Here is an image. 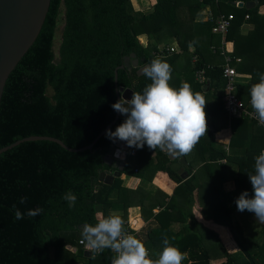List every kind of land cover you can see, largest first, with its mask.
<instances>
[{
  "label": "trees",
  "instance_id": "obj_1",
  "mask_svg": "<svg viewBox=\"0 0 264 264\" xmlns=\"http://www.w3.org/2000/svg\"><path fill=\"white\" fill-rule=\"evenodd\" d=\"M185 3L190 15L192 8L198 10L202 5L212 6L214 13L234 15L228 33L227 53L241 58L239 64H234L238 73L251 76L247 85H237L236 95L252 110L250 86L258 82L257 73H264V15L257 14L264 0H258V6L252 10L232 6L239 13L226 12L219 0H197L200 7L194 5L193 0H156L149 13L135 11L130 0H51L37 39L5 83L0 103V149L31 136L52 137L72 149L91 144L116 115L111 107L118 101L114 77L118 67L124 65L125 58L134 54L138 66L132 67L128 62L123 69L117 70L118 87L142 92L151 81L137 74L139 68L154 58H160L172 69L180 57V50L178 54L164 58L153 54L167 35V31L158 32L163 27L171 29V35L177 37L182 52H187V44L194 45L192 56L197 57V62L193 63L191 74L204 69L206 80L210 81V89L204 97H212L217 107H222V97L216 95L225 87L221 69L223 59L214 53L212 60L204 58L194 44L193 35L187 34L188 21H177L176 8L180 9ZM246 15L249 16L247 21L253 20L255 26L245 37L247 42H243L238 28ZM60 21L63 28L56 58L53 41ZM141 35H146L150 41L146 47L139 39ZM202 86L196 82L193 92H201ZM208 115L213 132L207 129L204 139L202 153L206 157L203 160L209 162L204 169L218 167L227 171L231 163L236 164L235 188L241 193L247 191L251 198L253 193L248 175L254 172V158L264 149V129L253 121H240L243 131L236 137L241 141L243 133H248L249 146L242 156L229 157L213 146L214 134L222 130L228 119L224 106L219 116L214 111ZM125 118L119 116L109 130L115 131ZM215 118L223 123L222 127L212 124ZM247 124L251 126L250 131ZM117 141L113 142L104 134L91 150L80 153L68 152L50 141H29L0 154V264H51L64 252L68 254L70 264H111L115 253L107 248L102 252L92 251L90 257H85L77 228L84 223H96V206L100 205L107 217L114 212L119 201L123 203L120 216L124 225L127 224V209L131 202L126 197L133 194L121 189V177L115 178L111 185L99 181L100 173L111 170L104 157ZM142 152L156 172L174 176L173 181L179 184L177 189L185 190L193 183L194 176L182 183L175 177V173L166 167L168 160L160 149L153 151L145 147ZM224 159L226 164H216ZM228 162L231 163L228 165ZM127 170L125 167L121 174H127ZM207 176L211 178V172ZM220 189H215L210 207H202L196 202L194 208L205 221H197L192 215V227L185 223L188 213L177 216L169 213L172 205L166 212L155 215L160 226L150 230L144 242L149 256L157 257L164 247L163 239L167 237L170 245L188 253L182 264H211L212 260H220L218 264H264V225L256 238L245 236ZM116 190L119 196L112 199ZM68 191L77 197L72 208L62 199ZM122 193L125 196L121 198ZM194 193L195 187L191 186L188 191L190 201L195 199ZM21 198H26L25 203H20ZM13 205L25 213L23 219L14 218ZM36 208L42 209L38 215L26 214ZM211 211L212 217L209 218L207 214ZM174 221L181 224L176 232L170 228ZM197 226H200L199 230L195 229ZM211 226L218 231L220 227L225 228L230 243H222L219 239L222 233L216 234ZM203 233H210L211 238L215 236V245H208Z\"/></svg>",
  "mask_w": 264,
  "mask_h": 264
},
{
  "label": "clouds",
  "instance_id": "obj_2",
  "mask_svg": "<svg viewBox=\"0 0 264 264\" xmlns=\"http://www.w3.org/2000/svg\"><path fill=\"white\" fill-rule=\"evenodd\" d=\"M171 72V66L160 58L152 59L142 68L143 75L151 82L142 92L134 91L131 99L121 97L111 105L126 118L115 131L106 130V138L125 142L129 148L141 149L145 145L153 151L158 148L172 156H185L194 149L207 133L204 111L207 100L201 92H193L187 82H182L178 88L171 87ZM257 76L258 82L249 90L250 105L255 118L264 124V73ZM254 160V172L248 175L253 194L249 198V193L244 191L234 203L237 211L247 210L254 214L257 222L264 224V150ZM62 199L72 208L77 197L68 191ZM25 200L21 198L20 203ZM13 211L16 220L24 218L25 213L15 205ZM41 211L36 208L26 214L36 216ZM80 237L91 251L102 252L107 248L115 253L111 264H182L188 258V253L170 245L167 237L163 239L162 251L155 259L151 258L144 243L125 231L124 221L115 212L107 217L102 211L97 212L94 225L82 224Z\"/></svg>",
  "mask_w": 264,
  "mask_h": 264
},
{
  "label": "crops",
  "instance_id": "obj_3",
  "mask_svg": "<svg viewBox=\"0 0 264 264\" xmlns=\"http://www.w3.org/2000/svg\"><path fill=\"white\" fill-rule=\"evenodd\" d=\"M199 2H201V0H199ZM155 3H156L155 0L154 1L152 0L151 2L148 1L146 8H150L151 6H154ZM141 38H143V35L139 36L140 40H141ZM145 46H147V45L145 44ZM159 47H164V46H159ZM173 53L178 54L176 49ZM167 55H169V54H166V56ZM194 57H196V56H192V58H191L192 66H190V71L193 67L192 59ZM180 65H182V63ZM207 66H211V65L208 64ZM143 67L140 68L141 69L140 70L141 75H143V73H142ZM237 75H238L237 76L238 85L245 86L251 80V76L248 74L238 73ZM184 77H182L183 79L181 80V83L182 82L189 83L191 85L192 90L194 91V84L196 83L194 75L192 74V77L191 76L188 77L185 74ZM173 83H174V80L172 81L170 79L169 84L171 87L173 86ZM178 87L179 86H176V88H178ZM224 93H225V90L222 89L221 93L219 95L217 94L216 96L223 97ZM206 100H207V102H206L207 109L204 107V111L206 114L207 129H209L210 132H213L210 130L212 126L210 125L211 120H210V115H208V114H210L212 111H214V113H216L217 116H219L218 113L223 111V105H222V107L218 108L217 107L218 105L214 103V99L212 97H206ZM208 109H211L210 112ZM245 120L246 119H240V120L226 119V121L229 123V125H228L229 127L227 128V134H228L227 140L224 141L221 138H216V136L217 137L220 136L219 135L221 133L220 132L221 130H220L219 132L214 134V138H213L214 139V145L213 146L215 148L223 150L225 152V154L228 155L229 157L242 156V154L245 152V150L249 146L250 135L248 133H243V137H242L241 141L238 140V137H236V136H238V132L243 131L242 128L240 127L241 124H239V122L245 121ZM247 121H249V120H247ZM212 124H215V127H222L221 124H223V123H221L219 118H215L213 120ZM247 127H248V131H250L251 130L250 124L249 125L247 124ZM212 129H213V127H212ZM246 131H247V129H246ZM206 136H207V134H206ZM206 136L202 137L199 140V142L195 145L194 149L189 154H187L185 156H172L169 153L162 151L163 153H165L167 160H168L167 163L165 164L166 167H169V169L171 170V168H170L171 165H175V164L179 165V168H176V171L175 170H171V171L175 173V177H177L181 180V183L184 182L190 176H194L193 183L191 185L186 186L185 190L177 189L179 184H176L173 181L174 176L167 175L165 173L156 172L155 170L152 174H143L142 176H139L138 173L140 171L137 168L133 167V171L131 172V167H130V169L127 170V174H124V175L121 174V176H120L122 179L121 189H123L124 191H129L128 193L133 194V196H131L129 198H128V196L126 197L131 202V206L129 209H127V220L125 222L127 224H125L124 226H129L130 228H132L133 232L135 234L134 236H136L143 243L145 242V240H147V234L149 233V231L154 229L155 227L160 226V224L157 222V220L154 219V216L155 215L158 216L161 213L166 212V210L169 207H171L170 205H172L173 206L172 208H174V211L172 210V208L168 209L169 213L172 215L177 216L178 214H186V213L189 214V216L186 217V220H185V223L189 227H192L191 226L192 215L197 220L205 221L201 217V215L199 216V211L194 208V204H195V201L197 202V200L201 201L202 184L204 182L205 177H208L207 173L212 172V170L215 169L213 167H210L206 170L204 169V165L209 164V162H207V160L206 161L203 160V158L206 157V154L202 153L204 151L203 145H205V143H206V141L204 140ZM233 142H234V144H233ZM145 147H147V146L145 145L143 148H145ZM200 147H202V148H200ZM131 149H135L136 154L134 156H131L130 152L128 151L127 152L128 153L127 159H128V156L134 158L135 163L137 162L142 167V169H143L142 171L144 173L145 172L144 169L148 168L147 166H150L149 162L146 160L145 153L142 152V148L141 149L129 148V150H131ZM226 149H227V151H226ZM152 156H153V154H152ZM181 158L184 159L185 166L179 163V160ZM223 161H226V159L218 160L216 162V164L217 165L226 164ZM108 162L110 163L111 171H118L117 169H120L121 173H122V170L125 169V167L127 168V166H126L127 162L126 161L120 162V161H117L115 159H111V162H110V160ZM146 162H148V165H146ZM116 165H117V167H116ZM231 168H233V170H235V171H232L231 173L236 174L235 166H232ZM177 170H178V172H177ZM216 172L217 171H214V173H216ZM228 173L230 176V174H231L230 171ZM211 176H212V174H211ZM229 176L227 177V180L229 179V181H227L225 179V182L222 185L220 190L222 191V196H223L224 200H226V203L229 204V206L234 209L233 212H239V211H237L236 208H234V205H235L234 201L235 200L231 201V200H229V198H238L239 195L241 194V191L238 190L237 188H235V184L233 182L234 177L229 178ZM230 182L232 184H230ZM191 186L195 187V193H194L195 199L190 201V199H192V198L188 194V191L191 189ZM124 191H122V192H124ZM122 194L123 195H121V198L125 196L124 193H122ZM118 196H119V192H118V190H116L112 195V199H116ZM179 201H181V205H178ZM121 205H123V203L119 201V204H117L116 207L114 208L115 209L114 212L118 215H121L120 214ZM199 205L203 206L201 204H199ZM244 212H248V211L245 210ZM251 219L254 220L253 218H251ZM207 222H209V221H207ZM263 225L264 224H261V228L263 227ZM180 226H181V224L179 222L174 221L171 223L170 228L173 232H176V231H178V229H180ZM213 226H214V224H213ZM221 230H224V228H221ZM227 234L229 235L228 232H227Z\"/></svg>",
  "mask_w": 264,
  "mask_h": 264
},
{
  "label": "rangeland",
  "instance_id": "obj_4",
  "mask_svg": "<svg viewBox=\"0 0 264 264\" xmlns=\"http://www.w3.org/2000/svg\"><path fill=\"white\" fill-rule=\"evenodd\" d=\"M148 1L151 2L152 0H140V1L139 0L138 1L137 0H130L133 9L135 11H139L142 13H149L153 10V6H151L150 8H146ZM196 2H197V0L196 1L193 0L194 5L197 4ZM230 2H235V1L219 0V3L223 7H225L224 10L226 12L233 11L235 13H239V11L237 9H234L232 7V6H235V4L231 5ZM187 3H189V1ZM187 3L182 5V7L180 9L176 8L177 21L178 20H179V22L181 20L182 21H188V25L186 26L187 34L190 32L191 35H193L194 44L197 46V48L201 52L202 56L204 58L212 60L214 58V56H212L211 47L217 48L219 46V41H220L219 36L212 33L211 24L208 21V17H207V11L208 10L214 11L213 7L210 5H202L201 6L200 4H197V5H199V7L201 6L200 9L197 10L196 8H192L191 15H190V13H188ZM238 9H242V8H238ZM257 10H258V13H257L258 16L264 15V5L260 6ZM254 26H255V24H254L253 20H251V21L243 20V23L238 28L239 34L243 38V42H247L245 37H247L250 34V32L252 31ZM62 28H63V22L60 21V23L58 24V26L56 28L54 41H53V51H54L56 58L58 57V48H59L60 41H61ZM163 31H167V35L163 39H161L158 47L159 46L172 47V48L176 49L177 52H179V50H180V53H179L180 57L174 63V65H173L174 67L172 68V74H171V80L172 81L174 80L172 87L176 88V86H180L181 80L183 79L182 77H184L185 74L188 77L189 76L192 77V74L190 71V66H192L191 58L193 55L194 45L191 44V46H190L189 44H187V48H188L187 52H185V51L182 52L180 49L177 37L171 35V29L163 27L158 32H163ZM183 32H185V31H183ZM140 41L144 47H146L145 44L147 45L150 42V41H148V38L146 35H143V38ZM188 41H189V38H188V40H186V43H188ZM225 41H226L225 50L228 51V49H229L228 35H227V37H225ZM153 42H155V41H153ZM262 48H264V45L262 46ZM215 54L217 56H220L218 50L216 51ZM181 63H182V65H180ZM220 93H221V90H219L217 92L218 95ZM225 122H226L225 125L222 127V130L220 131L221 132L219 134L220 136H218V137L216 136V138H221L224 141L227 140V137H228L227 128L229 127L228 126L229 123L227 121H225ZM230 163L231 162H228V165ZM127 165H128L127 166L128 170L131 167V172L133 171V167L137 168L140 171L138 173L139 176H142L143 174H152L154 172V167L150 165V166H147L148 168L144 169L145 172L143 173L142 167L139 164L135 163L134 158H132L130 156L127 159ZM146 165H148V162H146ZM232 166H235V169H236V164L231 163L228 166V169L226 168L227 171H224L222 169L220 170L217 167V168L212 170V172H211L212 177L211 178L205 177L204 182L202 184V191H201V198L202 199H201V201L197 200L198 204H201V205H203L202 207H207V208L211 206V204L214 202V198H215V192H216L215 189L218 190L222 187V185L225 182V179L229 176V173H228L229 171H230V173L232 171H235V170H233V168H231ZM216 170H217V172L214 173V171H216ZM235 175H236L235 173L234 174L231 173L229 178L235 177ZM227 181H229V179ZM230 184H232V183L230 182ZM236 199L237 198H229V200H231V201H234ZM178 203H179L178 205H181V201H179ZM194 205H197L196 201H195ZM227 205H228V207H230L229 204H227ZM230 208L233 212L234 209L232 207H230ZM232 215H234L235 220L239 223V225H240L245 236H252L253 238H256L258 236L259 230L261 228V223L256 221L254 214H252L250 212H241V213L240 212H233ZM207 217H209V218L212 217V211L207 214ZM251 218H253L254 220H252ZM197 221H199V220H197ZM201 223L202 222H200L199 224H201ZM204 224L208 225L206 223H204ZM199 228H200V226H197L195 229L199 230ZM211 228L213 229V230L212 229L211 230L214 231L216 234L217 233L220 234L221 232L223 233L222 235H219V239L221 240L222 243H224V244L230 243L231 240H229L230 237L227 234V231L225 228H224V230H221V228H223V227H221L220 231L216 230L213 226H211ZM206 229L209 230V228H206ZM208 234L203 233V236L205 238V242H207L208 245H215V242L213 240V239H215V236L213 238H211V234L210 233H208ZM205 242H204V244H205ZM69 260L70 259L68 257V254L66 252H64L59 256L58 259L52 261L51 264H70ZM219 261L220 260H212L211 264H218Z\"/></svg>",
  "mask_w": 264,
  "mask_h": 264
},
{
  "label": "water",
  "instance_id": "obj_5",
  "mask_svg": "<svg viewBox=\"0 0 264 264\" xmlns=\"http://www.w3.org/2000/svg\"><path fill=\"white\" fill-rule=\"evenodd\" d=\"M50 1L51 0H0V103L5 83L10 73L33 45L41 31L49 9ZM230 4L234 5L235 2H230ZM236 5L237 8L252 10L258 6V0L238 2ZM128 62H130L132 67L138 66V60L135 58L134 54H131L129 57L125 58L124 65L118 67V69H123ZM117 70L115 71L114 77V89L117 100L121 99V97L126 100L131 99L133 93L132 89L118 87ZM140 70L141 69L139 68L137 73L139 76L141 75ZM209 88L210 81L206 80L205 84L201 87L202 94L205 95L209 91ZM119 116L122 115L116 112L113 121L92 141V143L80 149L69 148L60 140L52 137L31 136L0 149V154L23 142L29 141L54 142L71 153H80L91 150L96 142L106 133V130H109L116 122ZM210 130L213 131L212 127ZM128 151L129 147L126 146L125 142L118 140L116 144L109 147L104 157V161L108 166H110L108 161L110 160L111 162V159L125 162L127 160ZM179 163L185 166L184 159L181 158ZM170 168L171 170L176 171V168H179V165H171ZM117 170L118 171L109 170L100 173L99 181L103 182L105 185H111L115 178L121 176V170ZM95 211L96 213L102 211V207L100 205L96 206ZM77 229L80 232L82 225L78 226ZM84 255L88 258L91 256V252L85 251Z\"/></svg>",
  "mask_w": 264,
  "mask_h": 264
},
{
  "label": "built area",
  "instance_id": "obj_6",
  "mask_svg": "<svg viewBox=\"0 0 264 264\" xmlns=\"http://www.w3.org/2000/svg\"><path fill=\"white\" fill-rule=\"evenodd\" d=\"M237 2H235L236 6ZM208 21L211 24V31L213 34L219 36V46L217 48L211 47V52L216 53L219 51V55L223 59V64L221 65L222 76L225 81V93L222 97V102L224 106V111L230 120H238V119H246L249 121H253L264 129V124L260 123L256 118L253 110L248 109L242 100L238 98L236 95L237 88V71L235 70L234 64H239L241 62V58L230 56L225 50V37H227L229 30L232 26V22L234 20L233 14H224V13H214L211 10L207 11ZM249 16L246 15L244 20H248ZM175 51L172 47H157V52L153 53L156 57L164 58L166 54H172ZM192 62L195 64L197 62V57L192 59ZM195 81L199 84L204 85L206 82V77L204 75V69H199L195 72ZM264 150V149H263ZM227 151V149H226ZM130 155L134 156L136 154L135 149L129 150ZM224 163L226 161H223ZM125 231L129 232L132 235H135L133 229L129 226L124 227ZM80 245L84 246L85 251H92L86 247L84 243L79 242Z\"/></svg>",
  "mask_w": 264,
  "mask_h": 264
}]
</instances>
